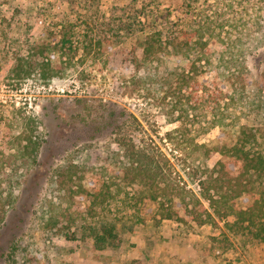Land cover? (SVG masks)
Returning <instances> with one entry per match:
<instances>
[{"label": "rangeland", "instance_id": "374dc122", "mask_svg": "<svg viewBox=\"0 0 264 264\" xmlns=\"http://www.w3.org/2000/svg\"><path fill=\"white\" fill-rule=\"evenodd\" d=\"M187 3L205 22L223 12L244 29L264 23V0H0V264H264V243L236 227L232 215L192 227L162 220L148 186L131 181L115 142L121 124L128 140L156 145L177 182L199 194L201 182L216 174L218 155L207 158L200 146L220 133L210 108L224 103L222 95L239 122L264 126V36L239 37L258 42L246 59L258 82L246 92L229 59L217 66L213 55L192 69L146 56L149 32L178 22ZM124 23L136 29L122 30ZM225 28L226 44L237 40L236 29ZM133 52L138 67L125 70ZM180 75L189 77L186 84ZM29 136L39 149L23 155ZM93 184L109 199L95 213ZM263 184L253 177L258 194ZM78 186L89 190L81 206ZM136 200L145 206L143 223L128 234L120 229L122 247L96 250L87 230L93 216L129 226L126 203Z\"/></svg>", "mask_w": 264, "mask_h": 264}, {"label": "trees", "instance_id": "16d2710c", "mask_svg": "<svg viewBox=\"0 0 264 264\" xmlns=\"http://www.w3.org/2000/svg\"><path fill=\"white\" fill-rule=\"evenodd\" d=\"M238 3H245V0H238ZM231 7V3L226 5L228 13H231ZM196 9L197 7H191L187 3L181 8L178 16H175L184 28H180L181 24L178 22L174 23L169 20L167 21V24L171 23L169 26L166 24L157 30H151L145 38L144 52L146 56L154 55L159 63L172 62L180 68H187L191 64L192 69L196 63L209 64V57L213 55L219 62L217 66L224 65L226 59H229L227 62L230 64L229 69L238 70L237 79L240 88L246 92L249 86H254L255 82H258L246 64V59L258 48V42L252 41L247 44L244 39L239 37L247 34H252L256 39L259 35L263 37L264 23L259 22L255 30L248 25L244 29L243 26L235 24L237 16L233 15L231 18L229 14L223 12L215 14L214 21L205 22L206 19L203 20V16L196 12ZM240 15L243 18L242 14ZM197 17L200 20H197ZM188 19L191 20V23L184 22ZM133 25L124 23L122 30L133 32L136 29V26L133 28ZM140 25L142 24L140 23ZM226 26L235 28L237 31L235 35L238 37L237 40H232L228 44H226L225 38L228 35ZM218 47L220 50H217ZM193 54L198 57L191 60ZM227 56L229 57L227 58ZM138 62L139 60L133 52V57L125 66V70L134 71L138 67ZM17 69L16 65L15 71ZM17 75L20 73L18 72ZM126 75V72L122 74L123 79L126 78ZM233 76L234 74L231 72L225 75V83L230 80L229 77ZM178 79H180V83L186 84L189 77L186 79L185 76L180 75ZM261 79L263 81L264 71ZM224 87H220L221 93H223ZM177 89L179 91L181 86L174 89L175 95L178 94ZM226 95H229L228 92ZM222 100L223 104H216L210 108L214 126L220 129V133L214 141L200 146L204 149L207 158L213 154L218 155L216 174L211 176L208 181L201 182L199 194L194 192L188 183L183 182L181 186L177 182L173 164L156 145L152 146L144 140L138 142L128 140L121 124L114 126V131L118 132L115 142L118 147L124 150L125 156L129 160L125 167L126 171L131 174V181L141 182L148 186V198L150 202L158 206L162 220H175L179 224L192 227V225L203 226L208 222L215 221V218L222 220L232 215L236 218L234 220L236 227L249 233L251 240L264 243V191L258 194L252 186L253 177L264 181V126H250L239 122L232 110V104H228L224 95H222ZM250 107L248 104L245 106L246 109ZM258 107L263 109L261 106ZM181 115H183V111ZM127 121L126 117L123 123L126 124ZM26 140L27 143L22 148L23 155L36 154L40 141L33 136L27 137ZM92 187L94 190L92 192L93 199L88 201L91 203V212L95 213V206L103 208L104 203L109 199L103 190L97 188L95 184ZM88 191L87 188L79 186L74 190L75 195L79 198L80 206L86 201L85 194ZM106 193L110 194L111 192L107 190ZM187 196H189V201H186ZM140 201L144 202L142 198ZM126 204H129L128 207L131 209L130 211L126 208L127 211H130V218H132L129 226L127 223H121L105 214L93 216L87 230L94 241L96 250L122 247L125 238L120 229L128 234L133 232L135 225L143 223L142 211H145V206L139 207L138 200L128 201ZM151 209L150 206L149 210ZM147 213L149 214V212Z\"/></svg>", "mask_w": 264, "mask_h": 264}]
</instances>
